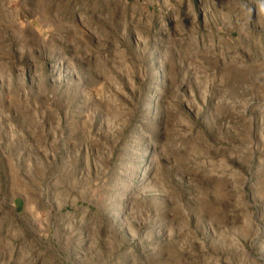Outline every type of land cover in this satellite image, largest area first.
Wrapping results in <instances>:
<instances>
[{
	"label": "rangeland",
	"instance_id": "374dc122",
	"mask_svg": "<svg viewBox=\"0 0 264 264\" xmlns=\"http://www.w3.org/2000/svg\"><path fill=\"white\" fill-rule=\"evenodd\" d=\"M0 264H264V0H0Z\"/></svg>",
	"mask_w": 264,
	"mask_h": 264
}]
</instances>
